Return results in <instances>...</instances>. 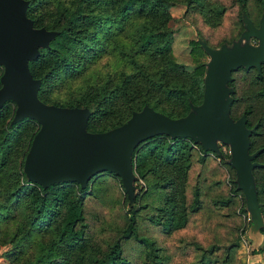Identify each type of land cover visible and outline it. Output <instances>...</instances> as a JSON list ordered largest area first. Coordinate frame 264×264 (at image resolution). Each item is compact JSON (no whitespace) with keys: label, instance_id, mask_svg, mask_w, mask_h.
<instances>
[{"label":"rangeland","instance_id":"374dc122","mask_svg":"<svg viewBox=\"0 0 264 264\" xmlns=\"http://www.w3.org/2000/svg\"><path fill=\"white\" fill-rule=\"evenodd\" d=\"M56 0H42L38 4L36 14L47 22L52 17L53 5ZM167 13L155 19L156 24L167 27L173 31L170 55L182 63L186 71H190L196 65V61L189 53L190 40L197 43L203 41L211 47H219L220 44H230L239 38L244 29L242 15L248 17L257 26L261 15V0H245L244 8L240 9L236 0H199L195 4L192 0H171ZM87 4L83 18L78 26H86L89 31L97 34L89 45L82 50L81 58L77 60L84 64L81 70H71L72 75L59 72L46 85V92L41 97L47 104L54 102H67L85 95L91 91L93 85L106 80L112 85L120 82L123 86L121 93H126L123 98L133 101L146 100L158 109L175 114L181 110L179 103L172 102L163 96L160 87L153 86L159 80L169 85H179L188 82V74L171 73L164 66L163 57L154 53L137 52L133 54L134 38L139 25L151 18L144 13H133L122 28L106 26L105 34L96 25H89L91 20ZM108 9V8H107ZM220 10V11H219ZM110 14L109 10H106ZM89 15V16H88ZM49 17V18H48ZM154 22V21H152ZM103 35V37H102ZM255 37H249L248 42L256 44ZM122 44L128 50V54L117 50L116 44ZM132 54V56H131ZM95 55L97 56L96 58ZM94 56V57H93ZM93 57V58H92ZM208 54L203 51L199 61L206 62ZM137 60L141 69L147 74H152V81L146 76H141L139 70L131 60ZM243 68V67H241ZM45 66L40 67L44 71ZM38 73V71L36 70ZM42 73V72H41ZM253 71L248 68L234 69L228 86L231 88V116L234 119L247 115L251 126H257L259 120L264 121V104L255 96L256 86L252 84ZM160 76V77H159ZM159 77V78H158ZM90 87V88H89ZM117 87V88H118ZM91 93H93V88ZM128 100V101H129ZM115 101L112 105V115L98 121V129H108L118 119L126 117L129 104ZM14 105V104H13ZM15 106L8 107L2 126L10 116ZM189 111V109H188ZM187 111V112H188ZM37 128L34 123H25L21 135L12 143V149L8 156L7 170L0 176V190H6L7 185L14 186L16 173L22 152L31 133ZM190 140V139H189ZM199 143L191 141L192 156L188 159L190 166L185 172L177 173L176 196L179 205L187 208L193 198L195 187L199 190V209L194 213H188L186 224L181 228L165 234L158 225L150 222L155 215L160 196L152 195L153 200L148 202L146 210H137L135 214V228L139 235L153 239L159 248L160 254L166 258V264H264L260 254H252L262 242L259 229L264 227V219L260 212V221L255 222L245 208L244 196L236 188L234 170L227 163L229 159V147L218 143V153L210 150L205 152L204 160L200 159L204 153L198 149ZM264 145V126L258 128L252 137L251 151H260ZM13 169H10V168ZM14 173V175H12ZM132 182L133 197L129 201L120 185L119 177L108 173H101L93 177L89 182V195L84 199L83 215L85 223L84 246L79 249L55 250L56 246L50 244L56 235V222L47 223L41 231H35L21 240L20 253L14 258L5 259L4 253L10 248L5 233L12 235L17 223L24 220L23 204L19 203L14 209V217L11 219L0 216V264H23L34 262L41 254L42 257L51 256L53 260H61V264H84V257L99 250H104L108 244L115 241L125 227L132 210H136L138 204H133V199L145 197L147 186L142 179ZM264 179V173L258 174ZM239 193H234L232 184ZM230 196V201L223 205L224 199ZM2 210V208H1ZM260 210V209H259ZM188 212V211H187ZM18 214V215H17ZM4 218V219H2ZM22 223V222H21ZM228 248V250H227ZM55 255H52V253ZM145 248L134 240H128L121 244V255L125 264H145ZM81 256V259H78ZM56 258V259H55Z\"/></svg>","mask_w":264,"mask_h":264},{"label":"trees","instance_id":"16d2710c","mask_svg":"<svg viewBox=\"0 0 264 264\" xmlns=\"http://www.w3.org/2000/svg\"><path fill=\"white\" fill-rule=\"evenodd\" d=\"M192 1L195 4L200 3L199 0ZM236 1L240 9H243L245 0ZM41 2L42 0H27L25 14L31 19L34 27H44L45 29L57 31L53 38L49 40L48 45L38 48V55L33 60L28 61L31 75L40 80L36 95L44 104H47V102L41 97V94L46 92V85H48L49 81L59 72H65L70 76L72 75L71 70H81L80 65L84 64L77 59L81 58L82 50L97 37V34L92 30L89 31L85 25L78 26L79 20L84 17L83 12H85L87 4L94 6L88 9L90 12L89 19L91 20L89 25H96L103 35L105 34L106 26L122 28L131 17V14L135 12L144 13L151 20L142 22L139 25L134 38L133 54L137 52H152L163 57L164 66L169 72L188 74L187 83L169 85L162 80L152 83L153 86L161 88L163 96L181 105V110H178L175 114L158 109L156 105H151L142 99L138 103L133 101L131 104L129 98H123L127 95L126 93H121L123 86L118 87L119 84L125 85V82H120L111 87L112 85L107 81L109 78L99 82L97 85H93L91 87V91L93 88V93L88 91L85 95L63 102V104L62 102L61 104L59 102L52 104L61 107H86L89 110V116L86 121V130L88 132H103L117 127L130 116L131 112L139 111L143 105H147L169 118H178L187 113L189 105L200 103L205 62L199 61V57L204 51L203 48L195 40H190L189 53L197 63L190 71H186L184 65L176 62L170 55L173 31L167 27H161L155 21L156 18L167 13L168 7L172 3L171 0H56L53 5L52 17L47 22H43V17L36 14L37 5ZM106 10H109L110 14ZM116 48L125 54H128V50H130L119 43L116 44ZM96 57L95 55L94 58ZM131 62L139 70L141 76H146L152 81L153 75L145 73L137 60L133 59ZM42 66H45L44 71H40ZM249 68L253 71L252 84L256 86L254 96L264 104V62L259 64V69L255 67ZM237 69L243 68L237 67ZM233 71L230 73L231 76ZM1 72L2 67L0 66V74ZM227 83L229 84L230 82L228 81ZM118 100L123 104L130 103L126 117L118 119L108 129L104 127L98 129V121L112 115V105ZM10 104L14 106L13 101L7 99L0 105V123L4 120ZM13 112L14 110L12 109L8 120L0 126V176L9 166L8 156L12 149V143L16 140V137L21 135L25 123H34L37 128L31 133L26 143L19 164L15 167V175L12 173L15 178V185L11 187L8 184L6 190H0V216L3 213L5 215L4 218H13L15 215L13 209L21 203L24 206L23 215L25 218L21 221L22 223H17L16 230L12 235L5 233L7 242L10 243V248L4 253L3 257L11 259L19 255L18 243L30 236L32 232L41 231L47 223H52V221L56 222L57 231L54 240L50 244L56 246L55 250L62 249L64 251L65 249L82 248L85 241L84 231L86 226L84 223L83 204L84 199L90 193L88 184L93 177L101 173L114 174L109 171L97 173L89 179L84 188H80L75 182H59L42 188L36 183L27 181L22 171V165L38 125L29 118H23L10 125ZM248 113L247 110L243 111L245 127L251 128L252 126L247 117ZM229 116L232 120H236L231 116V103L229 105ZM262 126H264V121L259 120L256 128L249 135L248 153L252 154L255 152L253 161L260 164L252 169L251 174L255 184L259 209L264 219V179L257 176L264 173V145L258 152L251 151L252 137L256 134L258 128ZM198 149L204 153L200 158L204 160L205 152L202 151L199 145ZM192 150L191 140L188 138L178 137L171 139L165 134L147 138L134 148L131 153L132 171L136 179H142L145 182L147 191L144 194L151 193V196L145 195V197L139 199L134 197L133 204L137 202L138 206L136 210L134 209L130 212L131 215L118 238L108 244L104 250L87 254L84 257V264H125L126 262H124V258L121 255V244L131 239L145 248V264H166V258L160 254L155 241L137 233L135 214L137 210H146L149 207L148 202H153V200L149 199H152V195L156 194L160 196V199L157 206H152V208L156 209V212L155 215L151 216L150 222L158 225L165 234L181 229L186 224L188 213H194L199 209V190L197 187L194 188L190 204H188L187 208H182V204L179 205L176 196L178 177L174 171L180 170L181 173L188 169L190 166L188 159L192 156ZM10 169L13 168L11 167ZM7 172L9 171L7 170ZM231 184L233 194L239 193L235 189L232 180ZM229 201L230 196H227L222 204L225 205ZM259 232L262 236V242L256 249H252L251 253L260 254L261 259L264 261V227L259 229ZM52 255H55V253L53 252ZM227 256L228 254L226 259ZM50 257V255L42 257L40 254L34 262H24L23 264H61V260H53L50 263ZM78 259L82 260L81 256ZM226 259L223 260L222 264H226Z\"/></svg>","mask_w":264,"mask_h":264},{"label":"water","instance_id":"95a60500","mask_svg":"<svg viewBox=\"0 0 264 264\" xmlns=\"http://www.w3.org/2000/svg\"><path fill=\"white\" fill-rule=\"evenodd\" d=\"M27 0H0V105L9 99L15 106L10 125L23 118L34 120L38 129L24 156L22 171L27 181L42 188L59 182H75L84 188L89 179L109 171L119 177L129 201L133 197L131 153L142 141L165 134L171 139L188 138L202 150L218 153L217 144L229 147L227 163L234 170L236 188L244 196L245 208L255 222L260 210L251 171L260 164L248 153L249 135L244 115L229 116L232 97L227 82L237 67H255L264 62V0L258 25L242 15L244 29L230 44L211 47L199 41L208 54L203 75L202 97L181 117L169 118L147 105L119 126L103 132H88L86 107L44 104L36 95L39 78L33 77L28 61L46 47L56 30L34 27L25 14ZM257 39L256 44L248 42Z\"/></svg>","mask_w":264,"mask_h":264}]
</instances>
